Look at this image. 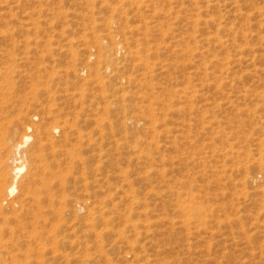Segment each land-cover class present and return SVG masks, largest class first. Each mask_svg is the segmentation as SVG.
Wrapping results in <instances>:
<instances>
[{"label": "rangeland", "instance_id": "rangeland-1", "mask_svg": "<svg viewBox=\"0 0 264 264\" xmlns=\"http://www.w3.org/2000/svg\"><path fill=\"white\" fill-rule=\"evenodd\" d=\"M0 127L24 264H264V0H0Z\"/></svg>", "mask_w": 264, "mask_h": 264}, {"label": "bare ground", "instance_id": "bare-ground-1", "mask_svg": "<svg viewBox=\"0 0 264 264\" xmlns=\"http://www.w3.org/2000/svg\"><path fill=\"white\" fill-rule=\"evenodd\" d=\"M123 49H124V47L122 44L118 45L116 47V50H118L119 52H123L122 51ZM146 59H148V58H146ZM142 61H144V60L142 59ZM147 64L149 65L148 61L145 60V63L143 65H145V67H146V66H148ZM188 93H190V92H188ZM193 93L191 94L192 96L194 95ZM194 96H197V93ZM255 96H256V94H255ZM185 98H190V96L185 97ZM166 106L169 108L170 104H167ZM187 107H188V105H187ZM3 128H4V126H3ZM1 130H2V128L0 129V264H13L16 262L18 264H24L23 262H21V260H23V259L20 258V256H21L20 250H22L21 246L25 243L23 240H26V239L25 238L22 239V236L24 235L22 233L23 229L21 227L22 221H20L18 219H19L20 215H22L23 213L27 214V212H29L30 208H31V211H33L34 210L33 208H36L34 205H38V203H39L40 191L38 190L39 189L38 184L39 183L41 184V179H42V177L39 176V170L41 168V164H40L41 162L39 163V161H38L39 154H38V150L36 149L39 146H37V144H36L37 147L31 146L30 148H28L26 150L25 147L29 143V141L31 140L30 134H27L26 132L22 133L20 130L18 131V129L16 127H14L13 129H7L5 132L3 130L2 131ZM44 130H46V129H44ZM52 130H54V129H52ZM55 130H57V129H55ZM19 132H21V134ZM220 163H221V161H220ZM215 174H216V172H215ZM43 180L44 179H42V181ZM186 196L188 199V203L184 204L182 207L180 206L181 205L180 204L179 206L181 207V210L184 212H187V213L193 212L191 214V216L194 220V223L198 224L199 226L205 225V223H206L205 216L206 215H204L202 213L203 209H201V208L203 206L201 207L198 204L197 196L194 195L190 191H188L186 193ZM36 209H35V211H36ZM205 210H207V209H205ZM33 212H31V213H33ZM32 215H34V213ZM188 215H190V214H187L186 218ZM10 223H13V224L10 225ZM31 233H33V231ZM26 235L27 234H25L24 236H26ZM29 236L32 238V241L36 245V242L39 239L38 235L34 232L33 234H30ZM22 242H24V243H22ZM247 245H248V243H247ZM30 246H31V244H30ZM33 248L35 249L36 246ZM14 250H15V252H14ZM23 258L27 259L28 256L24 255Z\"/></svg>", "mask_w": 264, "mask_h": 264}]
</instances>
